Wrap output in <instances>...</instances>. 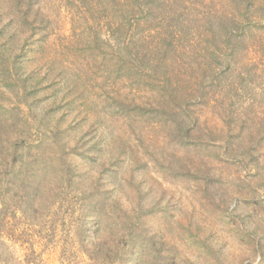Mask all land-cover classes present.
<instances>
[{
  "label": "rangeland",
  "instance_id": "obj_1",
  "mask_svg": "<svg viewBox=\"0 0 264 264\" xmlns=\"http://www.w3.org/2000/svg\"><path fill=\"white\" fill-rule=\"evenodd\" d=\"M22 1L46 30L0 0V210L18 212V255L93 264L82 230L110 212L179 264H264V0H145L129 38L117 4L136 0ZM217 17L242 26L232 48Z\"/></svg>",
  "mask_w": 264,
  "mask_h": 264
},
{
  "label": "trees",
  "instance_id": "obj_2",
  "mask_svg": "<svg viewBox=\"0 0 264 264\" xmlns=\"http://www.w3.org/2000/svg\"><path fill=\"white\" fill-rule=\"evenodd\" d=\"M128 2V0H126ZM149 2H146L145 0L141 2V0H136L135 4L131 7L129 5H126L125 2H119L117 4L118 7V13L120 17L122 18V21L117 23V34L121 33L124 38H129L131 29L133 26H135L132 18L129 16L124 17V13L126 15L127 12H130L132 14L136 13V11H139L143 13L146 8L150 7ZM248 6L246 9L250 8L251 0L247 1ZM23 1L19 0L18 2V9L20 10L21 18L24 22H27L30 20L31 22L28 23V25H34L37 27V25L42 29L41 32L44 33L46 29H44L42 20H35L33 16H30L29 8L31 5L28 6V8L22 7ZM143 10V12L141 11ZM239 10V9H238ZM231 24L228 26H225L226 22L221 21L220 17H217V22L213 19L214 23L217 24L222 30L225 31V39L220 43L222 45L219 50H223L224 48L229 49L235 46L239 41V33L242 34L243 30L241 29V25L237 22L236 17L228 18ZM37 21V22H36ZM140 21L143 23L144 20L140 18ZM140 23V22H138ZM137 25V24H136ZM141 25V24H138ZM126 27V31L124 28ZM207 30L211 31L213 24L209 23L207 25ZM216 31L213 30L214 35ZM172 37L169 35V39L166 40L165 43H168L167 45L169 48L172 46L173 42L171 41ZM139 42H141L142 45V56L144 59L149 58V60H152V56H155L152 54V50L148 47L147 53H143L146 49V42L144 39H140ZM126 44L125 41L122 42V45L124 48H128L133 45L132 40H129ZM216 43V42H214ZM137 44V43H136ZM233 44V45H231ZM140 45V44H139ZM138 45V46H139ZM149 46V45H148ZM165 53V52H164ZM164 53H161L163 55ZM223 54L221 52H217V54ZM164 56V55H163ZM162 57V60L165 62V58ZM156 57V56H155ZM205 72V71H204ZM179 75V73H178ZM205 76V75H204ZM160 77V76H159ZM177 80H179V76H177ZM206 79V78H203ZM217 82V85H215V90L212 89V92L214 93H223V85L221 84V80L216 77L215 74H213L212 83L214 84ZM166 83V82H165ZM168 84V82L165 84V86ZM169 90V88H167ZM169 96V95H168ZM171 96V95H170ZM169 98L173 100L171 97ZM181 106V105H179ZM15 151H17V148H15ZM13 157L16 159H21L20 156H18L17 153L12 154ZM18 161V160H17ZM27 197H30L26 195ZM25 198V196H24ZM44 195L41 193L37 195V200H43ZM26 199V198H25ZM85 199H88L85 197ZM43 209V208H42ZM93 206L91 208L87 207L84 213H93L92 211ZM29 210H25V214H28ZM30 212H34V219L38 222L42 220L43 216H46L47 208L45 210L35 209V207L30 210ZM111 213L109 212L107 216L103 219V217L95 216L94 222H90L89 229L84 228L82 230L83 235L87 238H83V245H84V251L87 254L90 261L93 262V264H179V258L174 253V246H171V243L167 240L166 237L162 236L163 240L161 242L162 248L161 250H154V248L150 246H143L139 243L135 244L132 236H134L135 233L142 231L143 227H137L136 225L126 221L123 222L119 217V222H113L112 218L110 217ZM127 214V213H125ZM129 214V213H128ZM18 217V212L11 211L9 209L3 208L0 210V264H36L38 255L36 253L34 244H31L30 248H26V253L23 254L21 257L18 255V251L16 250V244L18 242V246H23L24 243L19 244L18 239L16 238L17 231L13 229V225L11 222L15 220ZM112 217H115L113 215ZM129 216L125 215L124 219L127 220ZM109 220L112 222L110 223ZM96 235L95 238H92L91 234ZM159 234V233H158ZM161 234V232H160ZM15 237V238H14ZM134 248H139V250H133ZM152 250L153 253H155V256H152ZM155 251V252H154ZM134 260H131L134 258ZM155 262V263H153Z\"/></svg>",
  "mask_w": 264,
  "mask_h": 264
}]
</instances>
